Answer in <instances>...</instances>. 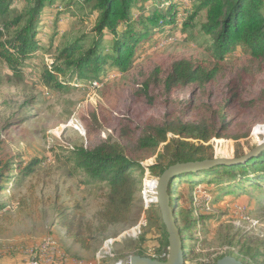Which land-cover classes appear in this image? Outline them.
<instances>
[{
  "label": "rangeland",
  "instance_id": "374dc122",
  "mask_svg": "<svg viewBox=\"0 0 264 264\" xmlns=\"http://www.w3.org/2000/svg\"><path fill=\"white\" fill-rule=\"evenodd\" d=\"M188 2L185 0L184 4ZM66 3L62 1L54 11ZM13 8L21 10L22 3H14ZM88 11L75 10V17H62L56 32L53 18H45L39 36L41 47L21 76L1 71L0 158L22 167L33 160L39 163L26 177L13 169L12 178L2 183L0 203H5V208L0 213V264H23L22 250L36 247L48 238L66 260L76 258L79 264H115V258L126 252L125 246L136 242H141L136 244L149 257H164L155 250L161 242L159 225L146 212L148 204L155 200L156 181L144 173L142 190L129 222L102 232L98 229L97 213L104 204L107 186L87 183V176L73 171V163L67 156L73 148H92L104 140L124 145L119 137L123 125H130L135 132L148 124L159 125L166 116L179 115L188 102L192 107L195 103L223 105L228 99L227 84L245 60L239 53L224 60L225 76L219 78L217 86L203 92L186 87L167 98L151 89L152 100L140 98L135 92L143 77L154 68L167 71L181 58L208 60L202 41H192L180 31L173 35L165 32L149 41L125 72L110 69L103 82L88 81L62 89L48 87L41 72L43 67L50 69L59 48L81 35L92 37L95 15H89ZM262 90L264 73L241 85V100L246 106L240 104L229 109L235 120L229 132L225 138L209 142L216 158H235L238 149L247 153L263 140L264 103L258 102ZM251 102L255 103L249 107ZM247 131L246 137L231 139ZM196 188L192 192L176 189L175 193L181 199L177 206L181 219H200L193 232L194 239L188 242L190 255L186 264H212L224 256L246 261L245 253L254 250L264 258V209L260 210L264 199L257 191L250 190V200L236 196L213 200L209 189ZM61 207L70 208L83 227H91L84 236L88 249H82L58 227L56 214Z\"/></svg>",
  "mask_w": 264,
  "mask_h": 264
},
{
  "label": "trees",
  "instance_id": "16d2710c",
  "mask_svg": "<svg viewBox=\"0 0 264 264\" xmlns=\"http://www.w3.org/2000/svg\"><path fill=\"white\" fill-rule=\"evenodd\" d=\"M62 1L0 0V83L2 69L6 70V75L19 78L37 54L45 18H53L56 32L62 17H75V10L84 9L89 10V15H95L92 37L81 35L59 48L50 69L43 67L41 72V79L48 87L62 89L88 81L103 82L110 69L125 72L146 44L165 32L173 35L180 31L192 41H202L208 60L181 58L167 71L162 67L154 68L143 77L135 92L140 98L152 100L149 97L151 89L167 98L186 87L203 92L217 86L219 78L225 76L224 60L236 53L245 56L244 63L236 68L227 84L228 99L223 105L211 107L207 103H195L192 107L188 102L179 115L166 116L159 125L148 124L139 132L130 125H123L119 137L124 145L104 140L92 148H73L69 152L67 159L73 163V171L86 175L87 183L99 182L107 186L104 204L97 213L98 229L106 232L110 226L129 222L136 197L142 190L144 173L157 181L171 166L215 158L209 142L225 138L229 132L235 121L229 109L240 104L246 106L241 100V85L264 73V0H189L187 5L185 0H65L67 3L60 10L54 11ZM16 2L22 3L19 11L13 8ZM51 42L52 39L48 44ZM258 102L264 103V90ZM247 134L248 131L236 134L231 139L238 141ZM243 154L238 149L236 158ZM151 159L153 163L144 165ZM38 163L33 160L22 167L0 158V193L4 190L2 183L12 178L13 169L20 171L19 176L26 177ZM196 187L209 189L213 200L222 196L250 200V190L257 191L264 199V151L242 165L189 170L177 174L169 182L167 193L180 232L185 264L190 255L188 242L194 239L193 232L200 219H181L177 208L181 199L175 193L176 189L192 192ZM4 208L5 203L1 202L0 213ZM262 209L264 202L260 203ZM147 211L149 219L159 225L161 242L155 250L158 255L164 254L162 258H150L165 261L167 234L157 204L149 203ZM56 221L82 249L89 248L84 236L91 227H83L70 208H59ZM136 243L126 245V252L115 261L132 256L149 257L138 246L141 242ZM245 255L246 261L235 258L243 264H264L257 250L247 251Z\"/></svg>",
  "mask_w": 264,
  "mask_h": 264
},
{
  "label": "water",
  "instance_id": "95a60500",
  "mask_svg": "<svg viewBox=\"0 0 264 264\" xmlns=\"http://www.w3.org/2000/svg\"><path fill=\"white\" fill-rule=\"evenodd\" d=\"M264 151V138L261 142L251 148L247 153L240 157L232 159L214 158L211 161H205L195 164H177L166 169L158 178L155 184L156 197L154 202L157 204L162 224L167 234V258L165 261H158L150 257L132 256L117 261L115 264H185L183 259L182 240L179 229L176 226L174 211L170 206V199L167 193L169 182L179 173L208 168L221 165H242L253 158H256ZM213 264H243L233 256H224Z\"/></svg>",
  "mask_w": 264,
  "mask_h": 264
},
{
  "label": "built area",
  "instance_id": "2783aa9c",
  "mask_svg": "<svg viewBox=\"0 0 264 264\" xmlns=\"http://www.w3.org/2000/svg\"><path fill=\"white\" fill-rule=\"evenodd\" d=\"M21 254L24 257L23 264H64V258L59 253H52V250H43L40 246L26 247ZM76 258H72V262Z\"/></svg>",
  "mask_w": 264,
  "mask_h": 264
},
{
  "label": "bare ground",
  "instance_id": "6f19581e",
  "mask_svg": "<svg viewBox=\"0 0 264 264\" xmlns=\"http://www.w3.org/2000/svg\"><path fill=\"white\" fill-rule=\"evenodd\" d=\"M96 83V82H95ZM155 192H156V190H155ZM156 197V196H155ZM41 245V249H43V250H52V253H59L60 255H61V257L62 258H64V264H79L78 262H76V261H73L72 262V260H66V258H65V255H64V253L63 252H61L59 249H57L56 247H55V243H53V241L50 239V238H48V239H46V240H44V241H42L39 245H37V246H40ZM68 259V258H67Z\"/></svg>",
  "mask_w": 264,
  "mask_h": 264
},
{
  "label": "crops",
  "instance_id": "0c3cea01",
  "mask_svg": "<svg viewBox=\"0 0 264 264\" xmlns=\"http://www.w3.org/2000/svg\"><path fill=\"white\" fill-rule=\"evenodd\" d=\"M79 258H80V257H79ZM81 259H84V258H81ZM84 260H88V261H89V260H92V259H84Z\"/></svg>",
  "mask_w": 264,
  "mask_h": 264
}]
</instances>
